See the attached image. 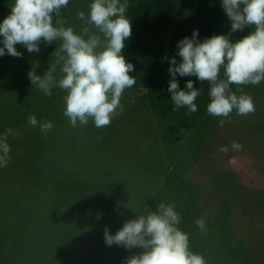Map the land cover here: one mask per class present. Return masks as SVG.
Returning a JSON list of instances; mask_svg holds the SVG:
<instances>
[{
	"label": "rangeland",
	"instance_id": "obj_1",
	"mask_svg": "<svg viewBox=\"0 0 264 264\" xmlns=\"http://www.w3.org/2000/svg\"><path fill=\"white\" fill-rule=\"evenodd\" d=\"M13 3L14 0H0V21L10 13ZM60 43H41L46 55H36L35 63L56 60L49 49L55 51ZM16 46L22 53L21 44ZM23 60L24 57L10 55L0 57V129H19L11 146V160L0 172V180L10 183L8 191L13 188L12 199L8 200V192L5 202L8 220L0 224V264H125L128 257L143 250L108 246L105 239L96 248L95 238L104 237L105 228L114 235L124 221L147 215L160 203L169 204L175 199L179 200L177 207L182 217L178 227L189 235L190 251L201 254L206 264H264V81L238 86L253 97L254 113L240 116L234 109L227 118L207 115L188 134V145L179 135L177 140L170 138L163 125L167 147L160 150L156 142L160 133L155 131L148 105H144V85H139L132 97L121 98L122 110L117 109L119 115L103 128H96L92 118L86 125L78 121L73 127L63 114V89L60 96L45 99L48 106L41 101L31 100L32 106L28 99L19 101L17 107L19 103L21 106L15 115L19 92L25 93L28 84L34 88L27 75L33 65L19 69ZM46 70L44 65L35 69L37 75ZM9 79L12 84L6 86ZM38 107L43 108L39 111ZM29 115L36 116L37 127L28 124ZM220 119L225 120L222 127ZM44 120L53 123L46 134L39 129ZM234 141L243 145L242 150H232ZM221 146L229 151L220 152ZM165 150L171 156L176 150L173 166L159 163ZM11 166L9 176L7 169ZM84 176L93 181L88 182ZM177 184L196 188L181 196L175 191ZM3 205L0 200V209ZM58 210L65 212L62 217H56ZM97 210L108 217L101 227L102 215ZM114 216L123 223L112 228L115 232L110 229L114 222L109 223ZM199 218L205 221V231L195 223ZM53 221L68 227L64 234L68 242L74 230H79L75 235L80 245L72 243L70 247L79 256L85 251L89 259L70 256L61 247L54 249L55 243L48 236ZM92 229H96L95 233ZM52 232L57 233V228ZM86 238L94 239V248ZM17 256L19 259H15Z\"/></svg>",
	"mask_w": 264,
	"mask_h": 264
},
{
	"label": "clouds",
	"instance_id": "obj_2",
	"mask_svg": "<svg viewBox=\"0 0 264 264\" xmlns=\"http://www.w3.org/2000/svg\"><path fill=\"white\" fill-rule=\"evenodd\" d=\"M68 4L69 0H14L10 13L0 21V57H22L17 44L29 53H39L41 43L60 41V47L52 53L56 61L42 75L35 71L39 64H33L27 73L30 83L49 97L54 87L66 90L63 114L73 127L78 121L80 125L88 124L89 118L96 128L107 127L119 115L117 109L122 110V93L136 84L135 77L129 75L134 65L122 54L132 32L127 16L130 0H91L87 15L84 11L77 12L78 19L84 22L79 33L58 19ZM221 7L230 21L229 34L201 40L199 31L193 29L191 37L177 41L175 56L166 58L170 77L166 91L174 111L186 107L188 114L197 112L195 101L201 95L192 80H187L181 89L178 74L209 82L210 116L227 118L234 109L240 116L255 112L253 97L242 88L236 89L239 95L235 94L230 85H258L264 81V0H221ZM245 27L252 30L233 41L231 33L243 32ZM222 67L224 79L219 78ZM27 122L32 127L38 126L35 115H29ZM224 123V119L218 120L219 126ZM52 128L49 120L39 123L42 134ZM12 132L13 129L7 128L0 133V168L7 167L11 160L7 140ZM231 148L240 151L243 145L234 141ZM219 151L227 153L229 148L221 146ZM181 221L174 203H160L155 211L124 222L114 235L105 228V243L143 250L128 257L125 264H206L201 254L190 251L189 235L178 227ZM195 223L201 231L206 230L203 218Z\"/></svg>",
	"mask_w": 264,
	"mask_h": 264
},
{
	"label": "trees",
	"instance_id": "obj_3",
	"mask_svg": "<svg viewBox=\"0 0 264 264\" xmlns=\"http://www.w3.org/2000/svg\"><path fill=\"white\" fill-rule=\"evenodd\" d=\"M90 3L91 0H70V4L68 5L69 7L67 9L61 10L62 15L58 19L63 20L65 22L64 23L65 27L71 26L74 28V30L77 33H79L80 29L84 26V22L78 19L77 12L84 11L85 14L87 15L88 6ZM127 16L131 21L132 32L130 39L126 41V46L122 50V54L125 56L127 62H131L134 65V71L129 73V75L135 77L136 84L130 89H125V91L122 93L121 98H123L124 100L126 99V97H130L131 94H135L136 92L135 89H137L139 85H144L147 88V91L145 92L147 104L144 105L146 106L148 105L149 117H152V119H154L155 131H157L158 134L160 133L158 137L159 141L156 140L160 150L163 147L165 148L167 147L166 144L167 139L165 137V133L162 131V129L164 128L163 125H165L166 127V132H169L171 134L170 138L175 137V139L177 140V136L179 135V137L181 136L184 139L185 142L184 144L188 145L190 143V136L188 134L194 132L193 129L197 127L196 124L199 123L200 119H202L205 116L207 117V115H209L207 113V105L210 102V97L208 94L210 89V84L207 81L199 82L198 80H196L195 77H180L177 74L176 78L179 81V86L181 89L184 88L187 80H192L194 87L199 88L201 90V95L198 96L195 101V103L198 106L197 112L188 114L186 107H182L179 110L174 111L173 110L174 106H173V102L170 99V94L166 91L168 87V81L170 79L169 74L167 72V69L169 67V62L168 59L166 58L175 56L177 51L176 48L177 41H179L181 38L185 36L191 37L193 29H197L199 31L198 38L201 40L205 37H211L212 35L229 34L231 25H230V21L228 20L225 12L221 7V0H130V7L128 8ZM53 17H54L53 23L55 24V19H56L55 14H53ZM75 26L78 28H76ZM251 30H252L251 28L245 27L243 32L237 31L231 33V39L233 41L238 40L243 36L247 35L248 32ZM15 47L17 46L15 45ZM21 48H23L22 55H26V56H22L24 57V60L20 64H18L19 69L25 67L27 64L33 65L36 62V60H38L36 55H46V49L41 47L39 53H29L23 45H21ZM49 50H50L49 54L52 55L54 51L51 49ZM175 58L177 59V61L180 60V57L178 56H176ZM55 61L56 60H52L50 62L47 61L45 64L38 62V64L42 66L44 65L45 68H48L49 64H52ZM56 73L60 74L59 66L57 67ZM59 77L60 76H57V79H59ZM219 78L224 79L223 67L221 68ZM6 83H7L6 86H10L12 84V80L11 79L6 80ZM238 86L240 85L233 84L230 85V88L235 93ZM60 95H61V91L59 87H54L52 89V95L49 97V96H45L41 91L35 89V87L31 89L28 84L25 93L21 94L19 92V97L14 105L16 111L15 115L17 113L18 107L20 108L21 106V104L19 103V106L17 107L18 102L21 100L28 99L30 101L32 100L37 103L38 101H41L44 104H47L45 102V99L56 98ZM30 101L29 104H31L32 106V101L31 102ZM33 106H37V105H34L33 103ZM38 108L40 111L41 108L43 107H38ZM49 119H51V117ZM19 122L20 121H17L16 123ZM14 127L15 126H9V128L13 129V132L8 139L9 141L8 143H10V146H12L13 140H16V133L19 130L18 127L17 128ZM5 129L3 130L0 129V133H3ZM183 133H185L186 135ZM148 150L149 149L146 148L145 152H147ZM171 153L173 156H171V154H169L165 150V155L162 156V158L160 156L159 163L162 162V164L166 165V167L167 165L173 166L175 161L174 158L176 159V150H173ZM10 156H11V152H10ZM22 156L23 154H21V158H20L21 163L23 162ZM14 157L16 159V156ZM20 162L18 164H20ZM18 164H17V168H18ZM161 165L159 166L161 167ZM3 168H0V172ZM11 169H7V170L11 171ZM4 175H5L4 178H7L8 176L7 171H4ZM84 177L87 178L89 176H84ZM4 180L5 179L0 180V200L4 202L3 207L0 209V224H1V220L3 219L8 220L7 212H9V210H7V206L5 202L8 192L10 193L8 200L10 201L12 199L11 195L13 190L12 188L8 191L10 183L8 185L4 184L3 183ZM193 188L196 187L195 186L187 187L186 185L183 186V184L181 185L177 184L175 187V191L177 195L182 196L186 194V192H191ZM53 190H55L54 186H53ZM59 193H56V196H59V201H60ZM67 195H69V192H67ZM117 196L122 197V194H117ZM189 196L193 197L194 195H189ZM188 201L190 203V200ZM66 202L68 204L69 200H66ZM172 203L175 204V210L180 213L179 208L177 207L179 200L175 199V201H173ZM73 205L74 204L69 206L73 207ZM98 212H99V216L102 215L99 220V224L101 227L105 225L108 217L104 215V212L101 213L102 210ZM64 213H65L64 211L58 210L56 212V217H62ZM107 214H109V212ZM60 220L61 219H59L58 221ZM112 222H114V224L110 226L111 227L110 229L122 225L125 221L123 223H120L118 221V218L114 216L109 223L111 224ZM62 226L63 225L60 224L59 222L53 221L51 230L55 231V229L57 228V233L52 231L51 232L47 231L48 233H50L48 236L55 243L54 249L57 247H61L63 248L65 253H67L70 256L76 255L78 257L89 259L90 255L85 251L82 252L79 256L75 254L78 251H73V249L70 247V245L76 243H79L77 245H80V238H76L78 235H75V230L77 231L79 230L78 229L74 230L73 232L74 235L70 237L71 242L69 241L70 242L69 243L68 242L69 238H66L64 235L68 233V227L67 226L62 227ZM92 230L93 231L91 232L95 233L96 229H92ZM113 231L115 232V230ZM23 232H25V230H23ZM21 234H25V233H21ZM95 239H97L96 241V248H97L98 243L104 240V237L101 238L100 235ZM87 240L90 243H92V246L94 248L95 247L93 244L94 239L92 240L87 239ZM60 252L61 254H64L62 251ZM15 259H19V256L15 257ZM25 263H26L25 261H21L19 264H25Z\"/></svg>",
	"mask_w": 264,
	"mask_h": 264
},
{
	"label": "crops",
	"instance_id": "obj_4",
	"mask_svg": "<svg viewBox=\"0 0 264 264\" xmlns=\"http://www.w3.org/2000/svg\"><path fill=\"white\" fill-rule=\"evenodd\" d=\"M13 165H16V163H14ZM14 167V166H13ZM13 167H12V169H11V171H13ZM11 171H8V175L10 176V173H11ZM17 171H18V169H17ZM17 173V172H16ZM83 179H86V180H89L88 182H92L93 180L91 179V178H89V177H82ZM63 187V186H62ZM64 187H67L66 185L64 186Z\"/></svg>",
	"mask_w": 264,
	"mask_h": 264
}]
</instances>
